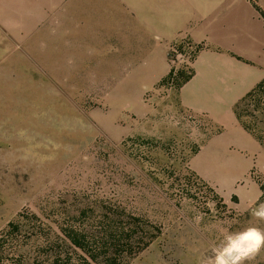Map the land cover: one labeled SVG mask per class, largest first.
<instances>
[{
  "label": "rangeland",
  "instance_id": "1",
  "mask_svg": "<svg viewBox=\"0 0 264 264\" xmlns=\"http://www.w3.org/2000/svg\"><path fill=\"white\" fill-rule=\"evenodd\" d=\"M16 37L0 35V264H209L224 233L264 230L251 215L264 145L241 122L261 153L211 145L221 127L174 99L199 45L171 42L168 74L141 92L136 59ZM188 41L196 55L176 69L170 49ZM244 106L264 141V89Z\"/></svg>",
  "mask_w": 264,
  "mask_h": 264
},
{
  "label": "crops",
  "instance_id": "2",
  "mask_svg": "<svg viewBox=\"0 0 264 264\" xmlns=\"http://www.w3.org/2000/svg\"><path fill=\"white\" fill-rule=\"evenodd\" d=\"M262 10L264 0H0V35L41 42L42 51L65 42L63 50L78 56L136 59L130 74L141 92L168 74V46L186 36L200 49L176 103L221 127L211 145L226 148L232 138L254 154L260 143L235 106L264 79ZM102 42L114 43L116 53Z\"/></svg>",
  "mask_w": 264,
  "mask_h": 264
},
{
  "label": "clouds",
  "instance_id": "3",
  "mask_svg": "<svg viewBox=\"0 0 264 264\" xmlns=\"http://www.w3.org/2000/svg\"><path fill=\"white\" fill-rule=\"evenodd\" d=\"M264 195V193H261ZM259 201V196L256 198ZM257 220H264V203H257L251 211ZM264 249V230L249 226L223 234V240L211 248L209 264H246Z\"/></svg>",
  "mask_w": 264,
  "mask_h": 264
},
{
  "label": "trees",
  "instance_id": "4",
  "mask_svg": "<svg viewBox=\"0 0 264 264\" xmlns=\"http://www.w3.org/2000/svg\"><path fill=\"white\" fill-rule=\"evenodd\" d=\"M262 15L264 16V12H262ZM184 75V76H183ZM182 76L184 77L182 81H180L181 83L179 85H182L183 83H185L192 75V73L190 74H183ZM173 77H171L172 79ZM170 79V80H171ZM264 89V79L253 89L251 90L244 98H242L235 106V113L236 116L238 118V120L243 124V126L250 131L251 133H253L260 141L261 143L264 145V141L262 139V136L260 134H257L250 126H248L247 124H245L244 122V117L248 114L247 109H245L246 107L244 106V104L246 103V101H248L252 96H254L255 94L257 95L261 90ZM255 111L258 110V107H256L254 109ZM245 112V113H244ZM245 115V116H244ZM255 118V115H253Z\"/></svg>",
  "mask_w": 264,
  "mask_h": 264
},
{
  "label": "built area",
  "instance_id": "5",
  "mask_svg": "<svg viewBox=\"0 0 264 264\" xmlns=\"http://www.w3.org/2000/svg\"><path fill=\"white\" fill-rule=\"evenodd\" d=\"M185 47H187L186 52L180 51L179 49H177V45H173L170 49L171 50V60L173 64L175 65L176 69L180 68L182 65L189 64L191 60L193 59V57L196 55L195 51L197 47L193 45L191 42L189 41L186 42ZM173 71L175 73L174 69Z\"/></svg>",
  "mask_w": 264,
  "mask_h": 264
}]
</instances>
